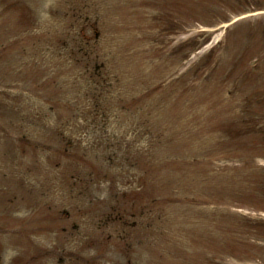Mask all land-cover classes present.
I'll list each match as a JSON object with an SVG mask.
<instances>
[{
	"label": "rangeland",
	"instance_id": "374dc122",
	"mask_svg": "<svg viewBox=\"0 0 264 264\" xmlns=\"http://www.w3.org/2000/svg\"><path fill=\"white\" fill-rule=\"evenodd\" d=\"M261 188L264 0H0V264H264Z\"/></svg>",
	"mask_w": 264,
	"mask_h": 264
}]
</instances>
